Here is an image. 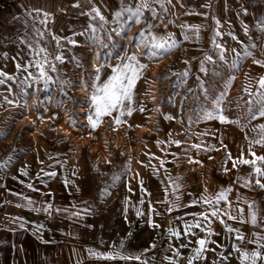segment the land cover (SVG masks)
<instances>
[{
    "label": "rangeland",
    "instance_id": "1",
    "mask_svg": "<svg viewBox=\"0 0 264 264\" xmlns=\"http://www.w3.org/2000/svg\"><path fill=\"white\" fill-rule=\"evenodd\" d=\"M140 3L134 0L125 3L116 0H0V72L13 77H0L5 79V83L0 84V214H6L13 222L14 232L36 234L37 225L53 222L74 225L91 235L93 243L99 242L110 249L123 240V251L140 255L147 264H169L170 259L174 264H188V257L197 246L196 239L206 235L203 231L206 225L193 229L195 235L185 234L184 221L191 222L193 216L189 214L203 212L205 208L203 205L181 206L169 213L164 212L163 203L157 201L164 200L162 187L165 180L170 183L169 176L173 180L180 177L179 194L185 201L182 205L199 199L198 189L202 188L204 178L216 180V193L228 188L225 179L217 178L219 171L226 167L227 153L234 157L249 153L244 132L250 133L251 140L259 138L253 128L264 124V118H249L246 101L250 97L243 88L250 85L252 91H256L258 78L264 76V67L253 63V60L264 61V32L260 30V21H264V0H161V3H151L155 17L145 9L139 24L128 21L127 14L116 21L114 13L121 4L135 7ZM77 4L79 7L74 6ZM93 8L99 9L104 22L95 17ZM44 13H48L47 18ZM217 20L222 36L216 41L227 50L224 61L219 59L218 50L212 44ZM147 25H152V30L158 34L173 33L180 42L179 47L162 59L149 61L142 54L143 50L136 48L135 39ZM192 25L200 26L199 40L194 31L182 27ZM92 27L99 30L95 35L101 38L102 45L93 42ZM185 31L192 37L190 40L183 39ZM228 33L236 36L240 43ZM54 35L61 37L59 46ZM65 38L75 40L76 44H69ZM245 46L253 55L241 61L239 68H233L235 53L232 50L242 53ZM40 48L46 49V53L35 55ZM133 52L148 65L136 85L133 105L136 110L131 116L121 118L125 123L116 125L113 117L117 113H113L104 117L95 130L91 129L85 117L89 96L94 90V63L97 67L104 65L100 71L103 81L111 75V66ZM46 54L45 70L52 78L47 86L43 79H35L39 75L35 62L43 61ZM205 54L215 61L206 63L207 75L199 71ZM57 55L63 57V62L55 59ZM185 60L189 63L185 64ZM30 62L32 67L25 71ZM17 64L21 65L20 69ZM52 65L56 71L51 70ZM186 69L189 70L186 81L178 84V77L173 73H183ZM231 76L235 79L223 104L224 114L230 120H239V124L195 118L190 121L193 109L210 106L212 98L220 95ZM153 85L160 110L149 103ZM240 97L243 99L238 105L234 101ZM141 106L145 109L143 112L139 110ZM166 115L174 119L166 120ZM174 140H179L180 145L169 143ZM157 141L164 143L158 146ZM193 144L202 145L201 150L191 148ZM209 145L214 146V150L204 151ZM251 151L264 154V146L254 145ZM189 157L201 163H189ZM160 160L165 161L163 167ZM22 169L27 175L22 174ZM125 169L130 170L125 174ZM53 171L55 176L46 175ZM238 173L237 167L231 169L227 176L230 186L235 185ZM114 176L121 178L114 182ZM65 180L69 181L67 185ZM141 181L146 189L143 193ZM17 189L20 190L16 193ZM103 189L110 195L101 197ZM256 189L248 194L247 201L254 202L264 216V189L262 192L259 186ZM25 198L34 203L29 206ZM141 198L143 205L139 203ZM237 198L228 196L234 208L244 209L247 219V204L238 202ZM149 201L162 215L148 211ZM47 203L53 206L50 214L31 210L43 208ZM57 208L68 211L58 213ZM136 208L142 209L144 215L138 217ZM73 212L79 215H71ZM149 217L160 227L150 226ZM225 219L228 225L240 229L244 242L241 244L234 238L235 233H227L224 226L214 220L211 229L219 235L210 239L216 243H209L207 259L195 264H213V261L239 264V253L233 246L255 249L254 243H248L253 239L252 234H264V229L254 228L250 223ZM19 221L23 227L17 224ZM170 227L180 235H170ZM222 256L227 259L223 260Z\"/></svg>",
    "mask_w": 264,
    "mask_h": 264
},
{
    "label": "snow or ice",
    "instance_id": "2",
    "mask_svg": "<svg viewBox=\"0 0 264 264\" xmlns=\"http://www.w3.org/2000/svg\"><path fill=\"white\" fill-rule=\"evenodd\" d=\"M156 3H161V0H155ZM75 7H79V5H74ZM163 6V5H162ZM145 9L152 12V15L155 17L156 12L154 9H152L151 4L148 2V0H142V2L135 7H132L131 5L125 6L121 4V7L118 11L114 13L115 19L117 22L120 21L121 17L127 14L128 21H131L132 23L139 24L142 22V17L144 15ZM39 12V9L36 10ZM92 12L95 13V17H99L100 21L104 22L105 18L100 14L99 9L93 8ZM45 18H47L48 13H44ZM93 17V18H95ZM46 21H41V23H45ZM217 29L214 32V35L212 37V44L215 49L218 50V57L221 61L225 60V52L227 51L223 45L217 43L216 38L222 36V33L219 31V25L220 21H216ZM103 25H101V28ZM185 29L192 30L195 33V38L197 40L200 39V26L198 25H192V26H182ZM152 25H147L145 29H143L136 39V48L138 50L142 49V54L149 60H157L162 59L166 55L171 54V52L179 47V41L176 39L175 35L173 33H166V34H158L155 33L152 30ZM120 29H114L113 31H119ZM260 30L261 32H264V21H260ZM91 31L93 33L92 39L93 42H100L102 45L101 38L97 35H95L99 30L95 27L91 28ZM248 29L245 25V33H247ZM39 35L42 37L43 34L39 33ZM228 35L232 36L233 40H237L238 43L240 41L236 36H234L232 33H228ZM192 37H190L187 34V31H185L183 35V39L185 41L190 40ZM53 39L57 41V45L59 46L61 37L53 36ZM67 39V42L69 44H76V41L71 38H65ZM251 47H255V45H251ZM235 53V59L232 62L233 68H239L240 62L244 59L251 57L253 54L251 51L248 50V47H243L242 53L240 51H237L236 49L232 50ZM39 52H45L46 49L40 48L38 52H35V55H39ZM56 60L63 62V57L61 55H57L55 57ZM185 64H188L189 61L185 60ZM47 54L43 58V61L37 60L35 62V67L38 69L39 75L35 77L37 81L40 79L44 80L45 86L48 85L49 81L52 79L48 73L45 70V64H47ZM206 63H215L213 60V57L211 55L205 54L203 60L200 62V68L199 71L202 73H205L207 75L208 69L206 68ZM253 63L256 65H259L261 67H264V61L260 60H253ZM17 69L21 68V65L17 64ZM28 67H32V63L30 62L26 67L25 71H27ZM104 67V65H100L96 69V76L95 81L93 83V91L91 92L89 96V106L87 109V115L86 120L88 122V126L95 130L100 123L102 122V119L106 116H112L113 113H117L116 116L113 117V121L116 125H119L121 123H125L126 121L122 120V117L125 116H131L133 112L136 110L133 105L135 103V89L137 82L143 77L145 70L147 69L148 65L141 62L140 58L136 54V52H133L131 54H126L125 56L120 58V62L115 64L114 66H111V75L107 77L106 80L101 81L100 77V71ZM52 71H56L55 65L51 66ZM173 75H176L178 77L177 83H182L186 81V78L189 75V70H185L183 73H173ZM0 77H4L7 79H13V77L8 76L4 72H0ZM167 78V77H166ZM235 76L229 77L225 84V88L223 91H221L219 96L212 98V103L210 106H202L198 110L193 109L192 116L189 117V120L191 121L193 118L196 120H202V121H210V120H218L221 123H230V124H239V120H230L228 116L224 114L225 108L223 107V104L226 100L228 91L231 87L232 82L234 81ZM197 80L199 81L200 78L197 77ZM5 79L0 78V84H4ZM63 83H69L67 81H64ZM191 91V90H190ZM243 92L250 97L249 100L246 101V103L249 105V118L255 119L257 116L264 118V76H261L257 80V88L256 91H252L251 86H245L243 88ZM205 98H207V90H204ZM243 99V97L237 98L234 102H236L239 105V100ZM169 102H172V98L169 97ZM8 103H13L12 101H8ZM26 106V105H25ZM253 106L256 107V110L253 111ZM141 112H143L145 109L143 106L139 109ZM166 120H172L174 117L171 115H166L164 117ZM74 123V121H73ZM139 127V125H137ZM253 131L257 132L258 139L251 140V144H257L264 146V124H260L258 128H253ZM171 135V133H169ZM161 143H164L163 141H157V145L159 146ZM169 143H175L177 146L180 145L179 140L169 141ZM222 143V141H221ZM191 148L196 149L197 151H200L202 148V145L200 144H193L191 145ZM226 149V146H225ZM204 151H212L214 150V146H206L203 148ZM218 150V149H217ZM249 153L255 157V159L249 160L245 159L243 156V153H241V156L237 159L232 158L230 153H227L226 155V161L232 160V166L233 169L237 167V163L242 165H250L253 168V172L249 173L248 177H237V181L243 180L245 187H250L252 183V177H255V184L259 186L261 189H264V182H262V179H264V155L256 156L254 152L251 151V147L249 148ZM211 159V157H209ZM9 160H11V157H9ZM259 162V163H258ZM110 163V161H109ZM165 161L160 160V166H164ZM189 163H197L200 164V161H193L191 157H189ZM130 169H125L126 172ZM225 173L229 171L226 167L223 169ZM23 175H27V172L23 169L21 170ZM153 173H157V169L155 166H153ZM46 175L55 176L56 172L46 173ZM138 175V174H137ZM120 176H114L113 180L114 182L119 180ZM170 181V186L172 187V193L171 195L174 197V199L169 200V192L168 187L164 188L165 197L164 200L157 201V203H168L169 207L166 209L167 212L171 213L173 210L183 206V207H190L195 206L197 204L206 205L207 207L204 209L203 212L199 213H190L189 215L193 216V220L191 222L184 221V232L185 234H191L195 235V233L192 231L193 229H200L203 227V231H205L206 235L203 237H200L196 239L195 244L197 245L193 250V254L188 257V264H195L197 261L206 260L207 257L205 253L209 251L207 245L209 243H216V241L211 240L210 237L213 235H219V233H215L211 229V224L214 220H218L221 225L224 226L227 233L232 234L235 233V239L240 241L242 244L245 240V236L241 233L240 229H234L228 223L227 220H238L240 223H250L254 228H261L264 229V216L260 215L261 210L258 209L255 206L254 202H248L246 199L241 201V199L238 197V202H243L247 204L248 207V214L247 219H245L244 209L239 207H233V202L228 199V194L232 191V187L229 186L228 188H221L216 194L209 195L208 189L205 188L204 192L201 194L199 199L192 200L190 204L187 205H181L180 200L181 196L179 194V190L181 188V185L178 183L180 180V177H176L175 180L172 179L171 176L168 177ZM69 181L65 180V185H67ZM163 183V182H161ZM28 187H32V185H28ZM131 191V188L128 189ZM141 192H146V189L143 187V181H141ZM148 195H151L150 193H147ZM101 197H106L110 195V193L107 191V189H103L100 193ZM28 201V205L31 206L34 202L30 198H25ZM226 205L225 207H221V204ZM125 203H127V198L125 200ZM141 205L144 204L143 198H141L140 202ZM17 207H20V205H17ZM52 204L47 203V205L43 208H31L32 211L40 212L43 211L45 213L50 214L52 209ZM56 211L59 213L61 211H68V209H60L57 208ZM87 211V209H85ZM136 215L143 216L144 212L140 208H136ZM148 211L155 212L156 215H162V213L156 211L151 202L149 201V208ZM71 215L78 216V212H73ZM15 219V218H14ZM148 223L150 226L154 228H159L160 225L155 223L151 217L148 219ZM21 227L24 225L21 224ZM37 230L43 225H37ZM168 232L172 236H179L180 232L177 230H174L173 228H169ZM253 239L249 240L248 243H254L256 245L255 249L248 250L244 249L242 250L240 246L234 245V251L239 253L238 260L239 264H260L261 261H264V234L254 232ZM219 247H223L222 245H218ZM151 247H155V245H152ZM181 247H187V245H181ZM124 248V242L123 240L120 242L119 246L113 245L111 246V249L106 252H98L94 248L87 249V252L90 257L98 260H105V261H138L139 264H147V261L141 260L140 255H131L126 254L123 251ZM214 251V249H212ZM179 255L178 251L176 253ZM223 260H226L227 257L222 256ZM169 264H174V261L171 259L169 260ZM213 264H217L216 261H213Z\"/></svg>",
    "mask_w": 264,
    "mask_h": 264
},
{
    "label": "crops",
    "instance_id": "3",
    "mask_svg": "<svg viewBox=\"0 0 264 264\" xmlns=\"http://www.w3.org/2000/svg\"><path fill=\"white\" fill-rule=\"evenodd\" d=\"M116 1L118 3H125L129 0ZM134 1H139V3L142 2V0ZM154 1L155 0H148L150 4ZM217 6L219 7V5ZM243 137L246 143V147L250 148L254 145H257H250L251 139H249V132H244ZM257 146L259 147V145ZM255 154L256 156L264 155L261 152H256ZM231 156L232 158L237 159L241 156V154L236 157H234L233 154ZM243 156L245 159H255V157H253L250 153L243 154ZM226 167L227 169H229V171L227 173H225L224 171H219L220 175L217 178L225 179V181L230 186V179H228L227 176H229L231 169L233 168L232 160H228ZM237 168L239 170L237 177H248L249 173L253 172V168L250 165H242L237 163ZM237 177L236 183L235 185L231 186L232 191L228 194V196H230V198L232 199L234 198V196L239 197L241 201L245 199L247 200L248 194L253 193L257 190V185L254 184L255 177H252V183L250 187L243 186L244 181H237ZM204 179L205 180L201 183L202 188L198 189L200 192L198 194V198H200L205 188L208 189L209 195H214L217 190V182L214 178H211L210 180H208V178ZM179 184L181 185V182ZM165 187H168V192L169 194H171L172 187L170 186V183L167 180H165V182L163 183L162 188ZM19 190L17 189L16 193L19 192ZM262 190L263 189H260L259 191L262 192ZM8 198L12 201L11 194H9ZM172 199H174V197L171 195V198H169V200ZM183 203H185V201L181 199L180 204L182 205ZM4 204H8V202L4 201ZM163 205L164 206L162 207L164 208V212H166V209L169 207V204L163 203ZM200 205L202 204H197L195 207H200ZM203 206L204 208L207 207L206 205ZM154 209L156 211L159 210H157V208L155 207ZM154 220H156L155 216ZM17 224L21 225L23 223L19 221V223ZM42 225L43 227L38 229L36 234H24L23 232L19 231L14 232V230L12 229V226H14L13 222L8 220L6 214H0V264H139V262L135 260L105 261L94 259L89 256L87 249L94 248L98 252H106L109 251L110 248H108L107 246H103L99 242L93 243L91 235H87L86 232H82V230H79L74 225L72 226L68 224H60L57 222ZM261 262L262 264H264V261Z\"/></svg>",
    "mask_w": 264,
    "mask_h": 264
},
{
    "label": "bare ground",
    "instance_id": "4",
    "mask_svg": "<svg viewBox=\"0 0 264 264\" xmlns=\"http://www.w3.org/2000/svg\"><path fill=\"white\" fill-rule=\"evenodd\" d=\"M93 68H94L93 71L96 72V69H97V64L96 63H94ZM155 89H156V87L153 85V87H152V97L149 98V103L154 107V109H156V110L159 109L160 110V106L158 105L157 98L155 97V95H156Z\"/></svg>",
    "mask_w": 264,
    "mask_h": 264
}]
</instances>
